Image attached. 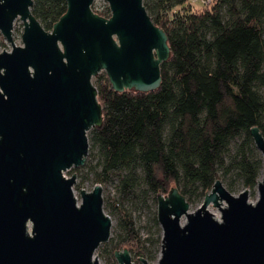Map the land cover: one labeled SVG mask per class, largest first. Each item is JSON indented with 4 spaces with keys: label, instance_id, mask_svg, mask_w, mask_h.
<instances>
[{
    "label": "water",
    "instance_id": "1",
    "mask_svg": "<svg viewBox=\"0 0 264 264\" xmlns=\"http://www.w3.org/2000/svg\"><path fill=\"white\" fill-rule=\"evenodd\" d=\"M62 1L67 12L48 32L34 0H0V33L12 45L0 54V264H100L113 227L103 188L82 190L79 202L76 176H65L85 165L88 134L103 123L93 79L105 73L117 93L153 92L171 56L143 0H103L110 18L93 11L97 0ZM250 134L264 162V137ZM257 187L252 204L248 190L235 196L218 180L195 212L177 188L159 196L158 264H264V180ZM115 258L134 264L127 250Z\"/></svg>",
    "mask_w": 264,
    "mask_h": 264
},
{
    "label": "trees",
    "instance_id": "2",
    "mask_svg": "<svg viewBox=\"0 0 264 264\" xmlns=\"http://www.w3.org/2000/svg\"><path fill=\"white\" fill-rule=\"evenodd\" d=\"M143 3L171 50L161 86L117 93L105 73L94 78L103 123L89 133L86 166L95 184L116 189L104 200L116 236L102 247L127 250L139 263L161 253L159 196L177 188L194 207L218 180L233 195L254 192L264 169L250 134L257 127L264 137V0ZM31 11L51 32L67 4L34 0ZM96 13L111 16L108 7ZM128 206L149 212L146 239Z\"/></svg>",
    "mask_w": 264,
    "mask_h": 264
},
{
    "label": "rangeland",
    "instance_id": "3",
    "mask_svg": "<svg viewBox=\"0 0 264 264\" xmlns=\"http://www.w3.org/2000/svg\"><path fill=\"white\" fill-rule=\"evenodd\" d=\"M193 5H195L197 8H203V2L202 0H197ZM108 7V4L103 1V0H97L93 6V11L96 13H102L105 8ZM24 32V25L20 20H17L14 24V29H13V42L16 47H21L23 46L22 42V36ZM5 52H11L12 51V45L8 43L4 37L0 33V54ZM95 83V80L93 79V84ZM89 138V134H88ZM261 155V154H260ZM89 164V160L87 158L86 163L83 167L77 168V169H72L71 171L67 172L65 174L66 178H72L73 176H76V185L74 186V193L75 197L78 199V201H81L80 198V192L82 190L86 192H92L94 190V187L97 185L94 182L93 176L88 174V170L86 166ZM264 180V169L261 172V176L258 180L259 182H263ZM258 186V185H257ZM103 198L104 200L107 199L108 197L114 198L116 197V189L114 186H108V187H103ZM249 191V190H248ZM241 193V192H240ZM240 193L234 194L235 196H238ZM250 195V203L256 204L259 198L258 194V187L254 192L249 191ZM203 204V203H202ZM201 204V205H202ZM201 205H197L194 207H191V212H195ZM128 208L133 211L134 214V219L137 223V227L141 233L142 239H146L150 230L149 227V219H150V214L147 211H142L141 209L133 208L131 206H128ZM209 211L215 215L216 219L221 220L222 214L219 211V209L215 208L213 205L209 207ZM106 212V211H105ZM108 215V213L106 212ZM113 221V227H112V232H111V238L116 236V231H115V226H116V220L114 218H111ZM122 252V251H119ZM116 253V252H115ZM115 253L110 251V248H99L96 253H95V258L100 262V264H118L116 258H115ZM161 253H158L155 260L149 261V259H145L148 264H158L159 258H160ZM132 261L134 264H143L142 262L139 263L137 262V259L135 256L131 255Z\"/></svg>",
    "mask_w": 264,
    "mask_h": 264
},
{
    "label": "built area",
    "instance_id": "4",
    "mask_svg": "<svg viewBox=\"0 0 264 264\" xmlns=\"http://www.w3.org/2000/svg\"><path fill=\"white\" fill-rule=\"evenodd\" d=\"M196 1H197V0H189V3H190V5L195 6V5H193V4H194ZM202 2H203V5H204V6H208V5L211 4V0H202Z\"/></svg>",
    "mask_w": 264,
    "mask_h": 264
},
{
    "label": "bare ground",
    "instance_id": "5",
    "mask_svg": "<svg viewBox=\"0 0 264 264\" xmlns=\"http://www.w3.org/2000/svg\"><path fill=\"white\" fill-rule=\"evenodd\" d=\"M183 222H184V220H183Z\"/></svg>",
    "mask_w": 264,
    "mask_h": 264
}]
</instances>
